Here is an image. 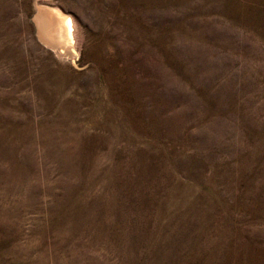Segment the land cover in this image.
Wrapping results in <instances>:
<instances>
[{"label": "rangeland", "instance_id": "1", "mask_svg": "<svg viewBox=\"0 0 264 264\" xmlns=\"http://www.w3.org/2000/svg\"><path fill=\"white\" fill-rule=\"evenodd\" d=\"M35 3L0 0V264H264V0H50L75 60Z\"/></svg>", "mask_w": 264, "mask_h": 264}, {"label": "bare ground", "instance_id": "2", "mask_svg": "<svg viewBox=\"0 0 264 264\" xmlns=\"http://www.w3.org/2000/svg\"><path fill=\"white\" fill-rule=\"evenodd\" d=\"M50 0L35 3L32 23L37 39L55 57L62 60H75L74 23L72 18L57 7L52 6ZM75 20V19H74Z\"/></svg>", "mask_w": 264, "mask_h": 264}]
</instances>
